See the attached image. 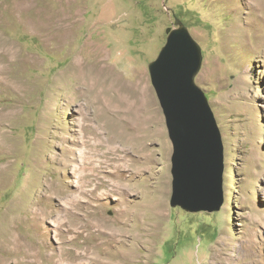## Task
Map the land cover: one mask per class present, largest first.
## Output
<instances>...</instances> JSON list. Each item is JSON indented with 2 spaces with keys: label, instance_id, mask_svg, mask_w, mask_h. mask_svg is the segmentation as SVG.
<instances>
[{
  "label": "rangeland",
  "instance_id": "374dc122",
  "mask_svg": "<svg viewBox=\"0 0 264 264\" xmlns=\"http://www.w3.org/2000/svg\"><path fill=\"white\" fill-rule=\"evenodd\" d=\"M253 3L0 0V33L20 60L12 74L27 87L7 83L0 60V264H109L107 249L131 246L135 234L150 264H218L223 242L234 238L230 253L240 256L252 231L262 243L248 264H264V10ZM57 19L74 22L71 37L58 42L33 29ZM181 25L201 47L195 83L224 144V204L212 213L170 206L174 152L149 64ZM78 59L106 66L119 89L104 96L99 87L89 98L68 90L61 74ZM118 97L124 104L106 116L120 124L135 116L149 163L111 141L105 104Z\"/></svg>",
  "mask_w": 264,
  "mask_h": 264
},
{
  "label": "water",
  "instance_id": "95a60500",
  "mask_svg": "<svg viewBox=\"0 0 264 264\" xmlns=\"http://www.w3.org/2000/svg\"><path fill=\"white\" fill-rule=\"evenodd\" d=\"M202 50L181 25L149 64L151 83L172 143L170 206L188 213L217 212L224 204V144L205 92L195 78Z\"/></svg>",
  "mask_w": 264,
  "mask_h": 264
},
{
  "label": "bare ground",
  "instance_id": "6f19581e",
  "mask_svg": "<svg viewBox=\"0 0 264 264\" xmlns=\"http://www.w3.org/2000/svg\"><path fill=\"white\" fill-rule=\"evenodd\" d=\"M253 5L257 11H259V10L263 11L264 10V0H254ZM60 20L55 21V22H47V23L45 22L44 24H36L35 26H33V29L37 30L38 33L41 32V34L43 35L44 38H46V39L55 38V41L59 42V40H61V38H63V40L68 38L70 36V31H72L73 27L75 26L74 22L72 23V22H69L68 20H64V21L63 20L60 21ZM60 45H62V44H60ZM2 49H3V52H2ZM11 49L12 48L8 46L7 41L4 39V37L0 33V60L4 63V67L2 70L3 71L2 74L4 77L3 76H1V77L7 83H11V84L19 87L20 90L22 89L24 91H27V87H25L23 80H20V78L17 75L12 74L13 73L12 68L17 67V65H19V63H20V60L18 58V55L15 53V51L12 52ZM93 59H95V58H93ZM101 66H99L97 64H93V63L81 62L78 59V61L76 60V61L72 62V64L68 68V70L61 74L60 79L64 82L68 81L69 82V87H68L69 89L68 90H72L73 92L78 91L77 95H79V97L89 98L90 96H92V94L96 93V91L99 87L103 89L104 96H106L107 94H110L111 92H113V90H115L116 88L118 90L119 85L117 84L118 82L116 83V81L111 78V75L109 74L110 72H108L106 70V66L105 67H101ZM126 91L130 92V94H133V91L130 89H126ZM54 93H56V91ZM66 97L69 99L68 96H66ZM69 100L72 102L74 101L71 99H69ZM109 103H110V100H108L107 104L104 103L106 105L105 111H104V116L106 119V130H108L109 134L111 135V141L112 142H114L116 140L125 141L124 144L127 145L128 147H130L133 152L142 154V156H143L142 158L145 162H147V163L151 162L154 157H153V155L147 154L146 150H148V147L143 144V140L141 139L142 138L141 137V131L139 128L140 126L135 123V116L132 117L133 112L132 111L128 112V110H127V114L129 113V115H131L132 120L130 121V116H129V121H127V123L120 124L118 119L109 118L106 115H107L108 110L114 108L115 106L121 107V105L124 104V101L121 98L119 99V97H118L115 101V105H113L114 104L113 102H112V104L111 103L109 104ZM125 106H126V104H125ZM129 108H130V106H129ZM55 131L61 132V131H63V129L56 127ZM144 131H146V130H144ZM50 138L53 140H56V139H58V136L56 135L55 132H50ZM3 143H4V145H6L8 147L12 146V144H8L9 143L8 136L3 137ZM115 179L120 181L121 178H120V176H118L116 174ZM118 185H120V184L118 183ZM133 208H135V206H133ZM130 210H132V208L129 206V207H127V209L124 212L122 211L123 213H122L121 219L123 221L129 215ZM132 215H134V213H132ZM156 217L159 218L160 216L156 214ZM260 217L261 216L258 215V218H260ZM137 218H139L138 215L134 216L135 220H137ZM126 222H128V220ZM134 226H135V224L133 225V227ZM123 229L124 228H120V234H122L124 232ZM155 230H156V226L154 224L153 231H155ZM155 234L156 233H153L152 236H154ZM150 236L151 235H148L147 237H150ZM255 238L256 237H255V234L253 231L246 235V240H244L242 242V245L239 248L240 256H233L230 253L231 251H234L237 249L236 246L234 245V242H235L234 238H231L230 242L225 241V242H223L221 248L216 249V251H215L216 253L214 254V258H216V261H218L217 262L218 264H248L250 260L254 261L253 255L257 254V250L259 248V247L257 248V246H259L262 243V242L261 243L257 242ZM142 242H143V240L140 238V236L138 234H135L131 246L129 245L127 248L125 247L124 244H122V242L116 243V246L113 249H107L108 251L105 253V255L109 256L111 259V260H109L110 261L109 264H133V262L139 258L144 259V262H141L140 264H150L149 258L152 254V252L150 250L147 251L148 254H146L145 256H142V257H140V255L137 253L138 245L141 244ZM147 244H148V242H147ZM144 245H146V244H144ZM260 253L261 252H259L258 254H260ZM66 256L72 257V259H74V261L76 260L69 253L63 254L62 258L66 257ZM69 261H70V259H69Z\"/></svg>",
  "mask_w": 264,
  "mask_h": 264
}]
</instances>
